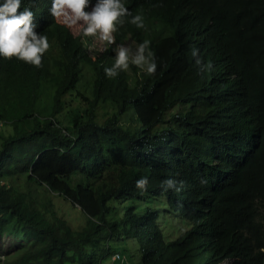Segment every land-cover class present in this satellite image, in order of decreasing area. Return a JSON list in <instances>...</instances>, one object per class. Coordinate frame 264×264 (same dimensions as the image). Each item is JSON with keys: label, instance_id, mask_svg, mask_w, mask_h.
<instances>
[{"label": "trees", "instance_id": "16d2710c", "mask_svg": "<svg viewBox=\"0 0 264 264\" xmlns=\"http://www.w3.org/2000/svg\"><path fill=\"white\" fill-rule=\"evenodd\" d=\"M25 6L49 47L0 57V264H264V0H125L145 28L113 44L157 69L112 78L115 46Z\"/></svg>", "mask_w": 264, "mask_h": 264}, {"label": "clouds", "instance_id": "9594fccd", "mask_svg": "<svg viewBox=\"0 0 264 264\" xmlns=\"http://www.w3.org/2000/svg\"><path fill=\"white\" fill-rule=\"evenodd\" d=\"M21 4L22 0H0V57H16L39 67L42 56L49 47L48 38L43 32L36 31L33 10L28 6L22 8ZM48 13L64 26L79 29L82 37L98 36L99 40L106 41L108 45L113 44V33L119 25L124 24L125 18L137 28H145L142 13L138 11L133 14L125 6V0H50ZM150 43L149 39H144L135 47L116 44L112 48L113 63L110 67H104L105 75L109 78L116 77L130 63L148 74L154 73L157 60ZM190 51L198 73L211 69L210 61H201L197 47H191ZM147 183L148 177L141 176L135 181V186L143 191ZM176 184L177 181L171 178L162 181L165 191Z\"/></svg>", "mask_w": 264, "mask_h": 264}, {"label": "rangeland", "instance_id": "374dc122", "mask_svg": "<svg viewBox=\"0 0 264 264\" xmlns=\"http://www.w3.org/2000/svg\"><path fill=\"white\" fill-rule=\"evenodd\" d=\"M68 28V27H67ZM74 35H79L80 34V30L79 29H77V28H75V27H73V28H68ZM92 42H93V45H92V48H91V50H98L99 52H101V51H104L105 49H108V47H109V45L107 44V42L106 41H101V40H99V38H98V36H96V37H93V40H92ZM113 43H115V42H113ZM125 44H127V45H130V46H132V47H135V45L133 44V42H128V43H125ZM111 46H115L114 44H111ZM94 53V52H93ZM128 69H131V65L129 64V67H128ZM2 128H0V130H1ZM60 204H62L60 207H62V208H64L65 210H69L70 209V207L68 206V204H66V203H60ZM72 216L70 217V218H72V224L75 226V227H79L81 224H82V222H84L85 221V218L84 217H82V215H80L77 211H74V213H72L71 214ZM4 241H6L5 239H0V252H4V251H6L7 250V248H6V245H5V242ZM116 257V256H115Z\"/></svg>", "mask_w": 264, "mask_h": 264}, {"label": "built area", "instance_id": "2783aa9c", "mask_svg": "<svg viewBox=\"0 0 264 264\" xmlns=\"http://www.w3.org/2000/svg\"><path fill=\"white\" fill-rule=\"evenodd\" d=\"M117 258H118V256H117Z\"/></svg>", "mask_w": 264, "mask_h": 264}]
</instances>
